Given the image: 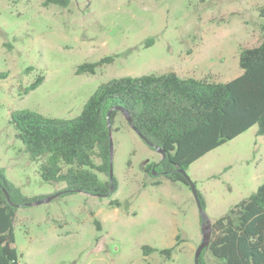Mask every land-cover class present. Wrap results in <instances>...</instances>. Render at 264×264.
<instances>
[{
    "label": "rangeland",
    "instance_id": "obj_1",
    "mask_svg": "<svg viewBox=\"0 0 264 264\" xmlns=\"http://www.w3.org/2000/svg\"><path fill=\"white\" fill-rule=\"evenodd\" d=\"M263 27L264 0H71L66 7L0 0V73L7 74L0 77V166L23 194L40 197L16 209L19 264H194L202 232L190 186L146 172L162 155L121 111L111 132L115 190L107 196L60 195L63 182L43 181L10 114L74 117L99 84L119 76L174 71L228 81L241 71L240 48L256 45ZM95 62L94 73L77 72ZM186 173L212 222L264 182V137L253 125ZM144 245L156 250L145 254ZM169 247V257L159 252ZM204 257L213 261L208 250Z\"/></svg>",
    "mask_w": 264,
    "mask_h": 264
},
{
    "label": "trees",
    "instance_id": "obj_2",
    "mask_svg": "<svg viewBox=\"0 0 264 264\" xmlns=\"http://www.w3.org/2000/svg\"><path fill=\"white\" fill-rule=\"evenodd\" d=\"M70 1L42 3L66 7ZM97 64L83 63L77 72L94 73ZM238 66L241 72L224 82L180 77L174 71L113 77L98 85L74 117H48L20 109L10 114V122L31 159L38 161L41 179L65 184L60 195L81 191L103 196L110 192L108 121L112 132L117 111L127 113L147 141L164 151L160 161L146 165V172L158 169L169 180L187 183L178 169L186 171L206 152L253 125L264 137V33L256 45L240 48ZM6 75L0 73V77ZM42 80L43 76L37 77L24 92L35 89ZM198 194L204 208V197ZM38 199L23 194L0 166V264H19L13 230L16 209ZM110 204L120 205L116 199ZM142 248L145 254L156 250L148 245ZM205 250L212 262L206 261ZM171 251L172 247L159 250L166 257ZM199 264H264V182L211 222L210 242L202 250Z\"/></svg>",
    "mask_w": 264,
    "mask_h": 264
},
{
    "label": "water",
    "instance_id": "obj_3",
    "mask_svg": "<svg viewBox=\"0 0 264 264\" xmlns=\"http://www.w3.org/2000/svg\"><path fill=\"white\" fill-rule=\"evenodd\" d=\"M124 116L127 120L128 123H130V126L133 128V130L143 139L145 140L150 146H153L154 148H156V150H158L162 157H164V151L160 148H158L157 146H155L154 144L150 143L149 141H147V139L141 134V132L138 130L137 127H135L132 123H131V118L127 115V113H124ZM108 118V117H107ZM108 121V120H107ZM108 126L110 129V159L112 158V139H111V125L109 124L108 121ZM185 177L186 182L189 184L191 192L193 194V197L196 201L198 210L200 212V217H201V232H202V239L199 243V245L197 246L195 253H194V264H199V257L200 254L202 252V250L204 248H206L209 245L210 242V237H211V222L210 219L206 216L205 212H204V208L200 202L199 199V194L198 191L196 189V186L194 184V182L191 180V178L187 175L186 171L183 169H178ZM109 178L111 181V187H110V192L108 194H110L113 190V172H112V163L110 160V168H109ZM5 194H6V198L9 200V194L4 190ZM108 194H105L103 196H107ZM99 196V195H98ZM47 200V199H46ZM33 202H29L27 204H31Z\"/></svg>",
    "mask_w": 264,
    "mask_h": 264
},
{
    "label": "crops",
    "instance_id": "obj_4",
    "mask_svg": "<svg viewBox=\"0 0 264 264\" xmlns=\"http://www.w3.org/2000/svg\"><path fill=\"white\" fill-rule=\"evenodd\" d=\"M241 72V71H240ZM161 158H163V157H161ZM205 200V199H204Z\"/></svg>",
    "mask_w": 264,
    "mask_h": 264
},
{
    "label": "flooded vegetation",
    "instance_id": "obj_5",
    "mask_svg": "<svg viewBox=\"0 0 264 264\" xmlns=\"http://www.w3.org/2000/svg\"><path fill=\"white\" fill-rule=\"evenodd\" d=\"M202 222V221H201Z\"/></svg>",
    "mask_w": 264,
    "mask_h": 264
}]
</instances>
